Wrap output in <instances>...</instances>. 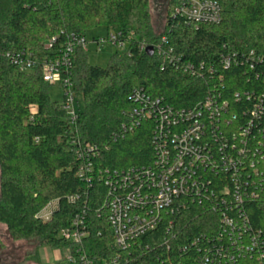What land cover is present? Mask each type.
<instances>
[{
    "label": "trees",
    "instance_id": "1",
    "mask_svg": "<svg viewBox=\"0 0 264 264\" xmlns=\"http://www.w3.org/2000/svg\"><path fill=\"white\" fill-rule=\"evenodd\" d=\"M216 1L223 6L221 23L197 25L174 17L180 0H170L165 28L156 34L149 0H0V224L14 240L38 239L40 245L65 250L72 245L61 231L86 211L88 255L109 258L119 253L104 208L105 181L95 179L88 186L78 176L81 161L70 144V115L43 80L45 59L59 53L71 35L104 27L134 36L129 52L113 55L106 67L90 65L82 48L73 55L72 82L84 102V109H77L78 135L98 147L99 155L92 157L96 169L123 171L155 161L160 123L156 113L135 115L156 111L133 98L138 89L175 110L194 109L213 91L221 95L219 105L225 101L228 106L205 138L213 158L208 167L198 168V189L178 197L176 210L139 240L133 254H141L144 264H204L205 258L207 264L225 259L228 264H264V103L257 115L253 111L256 97L264 93V80L258 77L259 63L247 57L251 52L264 55V0ZM58 35L55 46L47 49ZM163 37L166 47L181 57L176 64L156 50ZM150 47L155 51L150 53ZM22 51L36 56L33 71L12 61ZM228 55L231 66L226 68L222 60ZM188 62L204 77L186 72ZM179 130H166L163 139ZM71 197L78 199L70 202ZM55 199L59 209L43 221L39 212ZM170 221L174 225L167 234ZM237 233L245 245H252V239L258 245L229 260L224 248L234 251L230 240ZM166 238L170 250L160 247Z\"/></svg>",
    "mask_w": 264,
    "mask_h": 264
},
{
    "label": "built area",
    "instance_id": "2",
    "mask_svg": "<svg viewBox=\"0 0 264 264\" xmlns=\"http://www.w3.org/2000/svg\"><path fill=\"white\" fill-rule=\"evenodd\" d=\"M174 17L180 18L187 23L194 24H219L223 19V6L216 0H180V3L173 10ZM108 31L107 36H98L95 42L98 49L105 47L107 42L115 45H130L134 33H124L114 30ZM60 35L54 37L47 43L46 48L52 49ZM88 42L85 36L71 35L68 43L54 56L45 59L43 80L52 85L59 86L63 93V104L70 115L72 125V139L70 144L74 146L75 153L81 161L78 176L88 185H93L95 179L105 181L107 186V196L104 201V208L108 211V221L113 234L114 246L119 251L116 256L109 258L91 257L86 251V241L90 236L86 211L76 216L66 228L61 231V237L71 243V247L66 248L67 264H144L140 262L142 255H135L131 251L139 240L150 232L159 228L164 221L166 214L175 211L174 207L177 198L182 195H189L198 189L196 187V174L199 167H208L211 164L213 153L206 136L209 135V127L217 128L222 114L226 112L227 102L221 105L217 102V91L210 93L204 102L189 111L175 110L170 106H161L160 101H153L151 97L138 89L133 93V98L143 105L150 106L149 109L156 108V111H136L135 115L140 117L144 114H157L159 120V130L156 132L155 145L157 157L155 161L146 167H134L123 171L96 169L92 157L99 155L97 146L83 143L78 135L77 119L78 111L75 108L76 91L72 82L73 55L76 48L86 50ZM168 46L167 37H163L162 44L156 50L159 55H165L172 63L180 61L181 57L175 55L172 47ZM146 44H141V49H145ZM155 51V50H154ZM129 52V47H128ZM249 60L259 63L261 73L258 77L264 80V55H256L251 52L247 55ZM12 61L23 71H33L37 66V58L32 52L22 51L11 56ZM222 63L226 68L231 66V55L223 57ZM203 67V65H202ZM255 65L252 64V69ZM185 71L194 77L202 75L193 63H186ZM210 68L208 73H213ZM239 98V95H237ZM251 98V97H249ZM253 111L257 115L261 105L264 103V93L256 97ZM236 119L228 120L229 126ZM179 128L180 132L168 133L169 140L163 138L167 136L166 130ZM126 129V128H125ZM246 136V133H243ZM221 151L224 148L221 146ZM242 153V150L240 151ZM233 163V156L228 157ZM225 158H221L224 161ZM225 163V161H224ZM78 197H71L70 202H75ZM60 200L50 201L38 214L43 221L52 219L54 213L59 209ZM99 211V210H98ZM225 223L234 229L230 220ZM171 232L174 221L169 222ZM232 229V230H233ZM237 233L231 237L234 251L225 249L224 256L232 260L237 254H244L248 249L250 252L254 246L258 245V239H252V245H245L244 240ZM168 237V236H167ZM168 238L160 244L170 250ZM254 244V246H253ZM149 248V246L147 247ZM143 249L139 247V251ZM221 250V249H220ZM126 253L123 257V254ZM220 253V252H219ZM264 255V254H263ZM262 255V258L264 257ZM206 258L202 263H206ZM228 264V259H225ZM222 263V262H221Z\"/></svg>",
    "mask_w": 264,
    "mask_h": 264
},
{
    "label": "rangeland",
    "instance_id": "3",
    "mask_svg": "<svg viewBox=\"0 0 264 264\" xmlns=\"http://www.w3.org/2000/svg\"><path fill=\"white\" fill-rule=\"evenodd\" d=\"M170 0H149V14L153 30L156 34H161L165 28L166 6ZM113 30L111 29L110 32ZM108 30L104 27L88 31L85 35L88 42L85 50L88 56V63L94 66L106 67L115 54H125L128 52V44L124 46L107 42L101 50L95 42L98 36L106 37ZM51 97L62 103L63 93L59 86H51ZM76 109H84V102L80 95L75 97ZM78 101V104H77ZM1 187V170H0ZM67 252L62 249L40 245L38 239L14 240L5 225L0 224V258L1 264H65Z\"/></svg>",
    "mask_w": 264,
    "mask_h": 264
},
{
    "label": "water",
    "instance_id": "4",
    "mask_svg": "<svg viewBox=\"0 0 264 264\" xmlns=\"http://www.w3.org/2000/svg\"><path fill=\"white\" fill-rule=\"evenodd\" d=\"M153 50H154L153 47H150V48H149V52H150V53H152ZM0 264H1V258H0Z\"/></svg>",
    "mask_w": 264,
    "mask_h": 264
}]
</instances>
